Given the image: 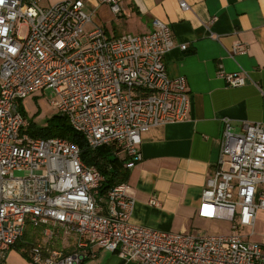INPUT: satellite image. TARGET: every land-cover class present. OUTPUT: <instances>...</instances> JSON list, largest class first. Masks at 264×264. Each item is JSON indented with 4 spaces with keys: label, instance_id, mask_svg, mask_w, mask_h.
Instances as JSON below:
<instances>
[{
    "label": "built area",
    "instance_id": "1",
    "mask_svg": "<svg viewBox=\"0 0 264 264\" xmlns=\"http://www.w3.org/2000/svg\"><path fill=\"white\" fill-rule=\"evenodd\" d=\"M96 4L87 11L84 0L50 7L40 0H0V264H7L28 227L44 237L27 247L30 264H83L99 250L136 264H264V246L249 240L258 212L264 211V124L245 122L243 132L235 134L230 122H223L218 162L198 213L228 222V235L134 224L128 181L103 194L105 176L84 163L77 145L28 134L31 122L22 102L50 91L54 113L68 120L91 151L113 147L131 170L143 160L146 133L189 119L187 81L171 78L166 67V56L176 47L170 27L154 20L152 32L113 38L94 17L108 6L119 20L122 4ZM179 4L190 9L184 0ZM246 52L243 43L232 50ZM218 76L230 88L247 83L242 73L219 71ZM150 204L159 205L155 199ZM59 237L71 252L51 245Z\"/></svg>",
    "mask_w": 264,
    "mask_h": 264
},
{
    "label": "crops",
    "instance_id": "2",
    "mask_svg": "<svg viewBox=\"0 0 264 264\" xmlns=\"http://www.w3.org/2000/svg\"><path fill=\"white\" fill-rule=\"evenodd\" d=\"M65 1L72 0H40V4L50 7ZM184 1L188 11L180 8L179 0H120L124 13L119 20L108 6H101L93 22L113 38L152 32L154 20L169 26L176 47L166 56L167 71L171 78L184 77L190 92L192 109L187 121L143 136V160L128 170L135 198L132 222L165 232L228 235V222L201 218L198 208L207 178L218 162L223 122L228 120L235 134L243 132L245 122L264 124V0ZM84 2L87 11L97 5L96 0ZM93 27L89 25L88 30ZM238 43L246 44L248 52L233 55ZM184 44L186 51L180 49ZM219 71L242 73L247 83L230 88ZM44 95L22 102L26 116L25 103ZM152 199L159 205H151ZM39 237L44 240L40 229L27 228L26 237L10 251L7 264H30L24 244L37 242ZM249 240L264 246V211L258 212ZM50 243L55 249L72 251L61 237ZM83 264L136 263L99 250Z\"/></svg>",
    "mask_w": 264,
    "mask_h": 264
},
{
    "label": "trees",
    "instance_id": "3",
    "mask_svg": "<svg viewBox=\"0 0 264 264\" xmlns=\"http://www.w3.org/2000/svg\"><path fill=\"white\" fill-rule=\"evenodd\" d=\"M24 113L23 108H21ZM31 122V121H30ZM28 134L33 138L49 139L64 138L77 145L82 152V160L89 166H95L103 176L106 182L103 184L101 192L104 194L115 186L128 180L129 172L124 168V161L120 160L114 153L113 147H102L95 151H91L87 147L84 137L76 132L68 120L58 114H54L48 122L46 128L38 129L33 122ZM26 237V232L25 235ZM33 242L24 244L26 248ZM18 244L15 246L17 247Z\"/></svg>",
    "mask_w": 264,
    "mask_h": 264
},
{
    "label": "rangeland",
    "instance_id": "4",
    "mask_svg": "<svg viewBox=\"0 0 264 264\" xmlns=\"http://www.w3.org/2000/svg\"><path fill=\"white\" fill-rule=\"evenodd\" d=\"M21 34L24 36L25 29L22 30ZM33 98H29V99H33ZM51 99H52V94L50 91H47L44 96H41L36 100H33V102L27 101L28 103H25V109H26L25 112L28 116V119L31 122H33L38 129L46 128L49 119L54 115V110L51 107ZM28 229L32 230V227H28ZM37 240H38L37 243L42 242V237L37 238Z\"/></svg>",
    "mask_w": 264,
    "mask_h": 264
},
{
    "label": "bare ground",
    "instance_id": "5",
    "mask_svg": "<svg viewBox=\"0 0 264 264\" xmlns=\"http://www.w3.org/2000/svg\"><path fill=\"white\" fill-rule=\"evenodd\" d=\"M55 114V113H54Z\"/></svg>",
    "mask_w": 264,
    "mask_h": 264
}]
</instances>
